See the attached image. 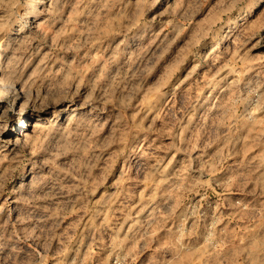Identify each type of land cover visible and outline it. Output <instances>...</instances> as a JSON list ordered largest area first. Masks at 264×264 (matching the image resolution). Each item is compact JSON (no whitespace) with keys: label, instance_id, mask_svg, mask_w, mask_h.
Here are the masks:
<instances>
[{"label":"clouds","instance_id":"obj_1","mask_svg":"<svg viewBox=\"0 0 264 264\" xmlns=\"http://www.w3.org/2000/svg\"><path fill=\"white\" fill-rule=\"evenodd\" d=\"M261 31L264 0H0V264H264Z\"/></svg>","mask_w":264,"mask_h":264},{"label":"rangeland","instance_id":"obj_2","mask_svg":"<svg viewBox=\"0 0 264 264\" xmlns=\"http://www.w3.org/2000/svg\"><path fill=\"white\" fill-rule=\"evenodd\" d=\"M256 19H258V15H253L249 19V24L253 23ZM237 35H239V33H237ZM235 39L236 37H233L234 41ZM253 45H255V47H253ZM247 49L251 50L250 54L254 57L264 56V31H261L260 37H258L256 40H253L250 44H248ZM188 87H191V85H189Z\"/></svg>","mask_w":264,"mask_h":264}]
</instances>
